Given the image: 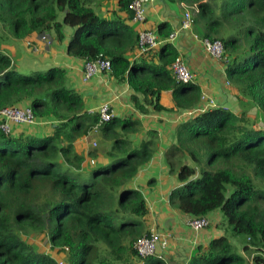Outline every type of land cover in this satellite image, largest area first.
Wrapping results in <instances>:
<instances>
[{"label": "trees", "instance_id": "16d2710c", "mask_svg": "<svg viewBox=\"0 0 264 264\" xmlns=\"http://www.w3.org/2000/svg\"><path fill=\"white\" fill-rule=\"evenodd\" d=\"M130 1L119 0V10L131 12ZM178 1L198 3L195 33L200 39L224 43L222 63L241 112L215 106L178 126L177 144L166 159L182 184L169 202L189 218L220 210L222 223L247 237L245 254L253 249V260L239 253L225 226L226 234L199 245L187 264H264V188L258 183H264V127L249 110L256 107L264 115V0ZM94 3L0 0V23L17 40L54 32V42L68 40L70 56L110 60V78L129 83L131 101L142 114L172 110L161 103L163 91L172 92L176 110L202 101L195 80L174 78L171 66L179 54L172 43L143 52L151 59H131L139 34L120 16L99 13ZM68 28L73 29L69 37ZM172 31L167 21L158 26L162 38ZM25 103L36 117L55 118L58 124L46 135L14 136L0 128V264H59L52 254L35 249L26 238L28 230L47 234L55 253H70L73 264H167L158 255L142 258L135 249L149 234L150 208L142 190L130 185L154 156L158 132L150 130L148 140L134 146L142 132L137 114L101 123L98 112L86 110L63 67L22 74L0 50V109ZM100 129L113 142L94 139L87 152H78L76 142ZM181 152L192 164H178ZM101 245L111 259L100 258Z\"/></svg>", "mask_w": 264, "mask_h": 264}, {"label": "crops", "instance_id": "0c3cea01", "mask_svg": "<svg viewBox=\"0 0 264 264\" xmlns=\"http://www.w3.org/2000/svg\"><path fill=\"white\" fill-rule=\"evenodd\" d=\"M202 1L208 2L209 0ZM99 3L97 8L99 13L111 18L120 16L137 33L144 28L158 31V26L163 21L169 22L173 31L177 30L184 18V4H188L184 1L155 0L149 4L147 21L142 24L134 22L131 12L119 10V0H99ZM47 33L52 36L50 32L47 31ZM71 33L73 29H68V37ZM194 33L181 32L173 45L193 71L194 80L202 90V101L194 108L176 110L173 109L175 102L172 92L163 91L161 103L172 110L152 111L149 114H142L136 109L131 101V95L134 92L128 82L118 83L110 78V73H100L90 80H85L84 61L68 54V40L63 43L53 42V45L48 47L42 42L41 34H34L31 38L13 41L12 45L2 46L0 49L10 55L16 63L15 56H18L22 50L28 51L27 47L30 43L34 44L39 49L34 52V57L44 63H49L50 67L60 66L67 71L69 84L83 96L87 111L97 112L104 102H110L113 114L116 116L137 114L142 129L136 139L137 144L140 145L148 140L147 133L150 130L158 132V138L155 139L157 148L154 156L141 166L130 185L142 190L148 201L149 228L154 226L160 232L169 235V245L162 251L167 264H187L199 245L207 246L212 239L226 234L220 210L208 214L212 222L209 227L195 230L187 225L189 217L170 205L169 196L172 190L182 184L178 180L177 170L172 171L166 159L167 151L177 143V128L189 118L215 106L226 107L236 114L241 112L240 102L236 96L237 91L227 78L225 66L204 50L201 40ZM141 55L151 59L150 54L141 52L139 48L132 54L131 59L134 60ZM32 70L40 71L41 69L34 66ZM57 124L58 121L55 118L37 117L32 132L37 135L51 134ZM29 128L31 131V127ZM21 133L23 132H13L14 136H19ZM26 134L28 133L24 135ZM91 144L90 138L83 137L76 142V149L80 153L87 152ZM187 163L192 164L191 160H187ZM243 255H246L244 251ZM53 256L57 258L55 254ZM59 260L65 261L63 258Z\"/></svg>", "mask_w": 264, "mask_h": 264}, {"label": "built area", "instance_id": "2783aa9c", "mask_svg": "<svg viewBox=\"0 0 264 264\" xmlns=\"http://www.w3.org/2000/svg\"><path fill=\"white\" fill-rule=\"evenodd\" d=\"M155 0H131L128 5L129 11L133 14V20L136 23H146L148 6ZM184 18L177 30L172 31L168 37L162 38L157 30L144 28L139 31V50L147 52L149 50L159 49L164 43L174 44L176 38L181 32L194 33L195 15L199 13L200 8L198 3L192 5L184 4ZM195 34V33H194ZM199 38L198 36H196ZM200 39V38H199ZM42 42L50 47L53 45L54 39L48 33L41 34ZM204 50L214 59L223 62L225 60V46L222 40H212L210 38L200 39ZM31 44V43H30ZM29 44V45H30ZM34 52L38 51L36 45L33 46ZM174 78L180 82H188L194 80V73L184 60L182 55H178L171 66ZM112 64L110 60L98 56L95 60L84 61V79L90 80L100 73H110ZM100 122H107L114 116L112 105L110 102H104L99 110ZM37 117L30 105H14L0 109V128L6 134H11L14 124H34ZM211 220L208 216L190 217L187 220V225L195 230H201L211 225ZM169 245V235H166L156 229L154 226L149 228V234L139 238L135 243V249L142 258H147L151 255L163 257L164 251ZM68 249V248H67ZM59 264H66L63 260H58Z\"/></svg>", "mask_w": 264, "mask_h": 264}, {"label": "rangeland", "instance_id": "374dc122", "mask_svg": "<svg viewBox=\"0 0 264 264\" xmlns=\"http://www.w3.org/2000/svg\"><path fill=\"white\" fill-rule=\"evenodd\" d=\"M94 1H95L94 6L97 9L98 5H100V3L98 4L99 0H97V1L94 0ZM211 1L217 3L216 0H211ZM216 8L218 9V7H216ZM68 29H71V28H68ZM222 31H225V29H223ZM10 35H11V32L9 31V29L3 27L1 25V23H0V49H1L2 46L12 45L13 41H18L17 39L13 38ZM52 35L55 36V33L52 32ZM28 46H29V47H27L28 51H26V50L23 51L22 50L21 53L18 54V56H15L17 58V59H15L16 68L22 74H31L34 71V70H32V68H34V66L39 68V69H41L40 71L48 70L50 68V66H51L49 63H44L40 59L34 57V50H33L34 44H30ZM16 48H17V46H16ZM19 48L21 49V47H19ZM22 105H28V104L25 103V104H22ZM249 110H250L251 115L253 117H255V118H258L259 124L264 127V115L261 112L258 113L257 110H256V107H252ZM17 125H19V126H17ZM29 127H31V129H32L31 131H29V129H30ZM12 128H13L12 133L13 132L15 133V131L17 133L18 132H23L21 134H25V133H29V132L33 133L32 131H34V124H26L25 126H23V124H14V125H12ZM119 131H121V130L119 129ZM120 137H121V135H120ZM122 137H126V135L123 134ZM127 137L130 139L129 135ZM94 139H96V140L100 139L102 141L101 142L102 144H103V141H111V140L106 139L104 137V135L102 134L101 129L98 131V133H94V134H92L90 136V140L91 141H93ZM112 142L113 141H111L110 143H112ZM134 144L133 145L134 146L137 145L136 147H138V148L141 147V145L136 143V140L134 141ZM115 152H119V151L115 150ZM189 157L190 156L187 155V152H181L180 158L178 159V164L181 166L183 163H187V160H189V161L191 160ZM92 169H93L92 167L88 168L89 175L92 172ZM258 183H259V185L261 187L264 188V183H261V182H258ZM222 219H223V216H222ZM225 220H227V219L225 218ZM223 222H224V219H223ZM226 224L227 225H225V224L224 225L227 226V228H229L228 222ZM229 229H230V231L228 233V237L230 238V240L232 242H234V244L237 247L238 252L243 254V246H244V244L247 243V237L245 235H242V234L241 235H236V234H234L232 232L231 228H229ZM26 238L29 240V242L34 244L35 249L37 247L36 250H39L40 252L49 253V254H52V255L55 254V256L57 257L58 260L63 258L65 260L66 264H73V262L76 260L75 257L72 256L70 253H68L66 255L61 254V255L57 256V254L55 253L56 250L53 249V246L50 243V239H49L48 235L45 234V233H38V232H35V231H32V230H28V232L26 234ZM251 251H252V253L248 252V253H246V256L248 257V259L253 260V256H252L253 255V249ZM100 254H101L100 258L103 257V256L104 257L107 256L110 259L112 258L111 256H109V253H108L107 249L103 245L100 246ZM112 263L113 264L114 263L123 264L122 261H113ZM127 264H135V262H134V260H131Z\"/></svg>", "mask_w": 264, "mask_h": 264}, {"label": "clouds", "instance_id": "9594fccd", "mask_svg": "<svg viewBox=\"0 0 264 264\" xmlns=\"http://www.w3.org/2000/svg\"><path fill=\"white\" fill-rule=\"evenodd\" d=\"M66 263V262H65Z\"/></svg>", "mask_w": 264, "mask_h": 264}]
</instances>
